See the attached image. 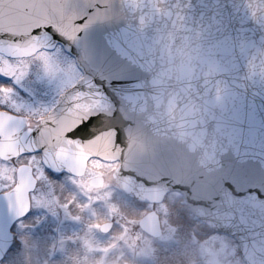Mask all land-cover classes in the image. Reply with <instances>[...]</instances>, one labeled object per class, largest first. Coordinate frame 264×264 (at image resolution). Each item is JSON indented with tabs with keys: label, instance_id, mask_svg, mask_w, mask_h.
Segmentation results:
<instances>
[{
	"label": "water",
	"instance_id": "obj_1",
	"mask_svg": "<svg viewBox=\"0 0 264 264\" xmlns=\"http://www.w3.org/2000/svg\"><path fill=\"white\" fill-rule=\"evenodd\" d=\"M28 4L43 10L22 15L19 6ZM94 7L101 10L88 18L81 67L87 71L93 57L102 64L110 55L106 40H113L119 26V38L134 53L121 49V55L128 57L136 81L123 90L129 94L122 96L116 118L109 106L101 126L90 130L97 134L90 143L73 144L65 133L95 101L77 104L55 128L46 127L39 141L48 147L43 163L57 169L52 173L79 177L91 158L119 162L114 176L132 200L159 203L178 192L201 222L237 241L246 264H264V0H0V19L13 20L25 36L52 24L74 37L75 22ZM59 104L67 107L64 95ZM52 118L51 112L44 120ZM7 120L0 119L4 159L16 154ZM112 127L124 135L116 148ZM36 184L31 167L18 168L14 203L0 195L3 259L13 242L4 226L28 210ZM90 185L102 187V178ZM112 226L105 223L100 231ZM139 226L151 237L162 234L155 212Z\"/></svg>",
	"mask_w": 264,
	"mask_h": 264
},
{
	"label": "rangeland",
	"instance_id": "obj_2",
	"mask_svg": "<svg viewBox=\"0 0 264 264\" xmlns=\"http://www.w3.org/2000/svg\"><path fill=\"white\" fill-rule=\"evenodd\" d=\"M53 60L59 75L50 81L43 74L44 93L38 96V89H33L34 95L25 98L29 105L35 100L46 107L54 104L58 93L79 77L72 62L59 52L53 53ZM37 71H42L39 64L31 70L38 75L34 81L39 80ZM29 165L38 181L31 193L32 213L20 228L14 227L20 243L0 264H240L230 240L202 238L207 230L176 194L155 205L162 236L153 239L139 227L146 210L117 191L112 176L115 166L104 167V184L96 190L88 184L93 169L81 178L65 176L56 182L44 174L38 159ZM16 171L0 163V177L11 181ZM4 190L0 183V192ZM105 223L114 224L107 235L100 231Z\"/></svg>",
	"mask_w": 264,
	"mask_h": 264
},
{
	"label": "snow or ice",
	"instance_id": "obj_3",
	"mask_svg": "<svg viewBox=\"0 0 264 264\" xmlns=\"http://www.w3.org/2000/svg\"><path fill=\"white\" fill-rule=\"evenodd\" d=\"M19 10H22V15L30 16L39 13L43 8L28 4L20 5ZM99 10L101 9L91 8L86 16L79 17L74 25L76 28L74 37L64 35L52 24H41L25 36L17 30L13 20L0 19V77L11 81L12 85L24 88L27 97L34 95L32 90L26 88L25 85L31 77V70L35 64L42 67L44 76L50 81L55 80L59 75L56 62L53 60V50H58L61 56L71 61L76 71L87 81V83L83 81L73 82L70 87L66 88L64 97L67 107L58 103L55 108L51 109L53 118L46 119L43 123L38 121L35 126H32L31 123L28 125L23 123L21 114L26 107L31 109L27 100L19 95L15 87L0 85V119L5 116L8 118L6 134L14 142L16 150V154L13 155L10 152L7 159L0 157V162L6 167L13 169L27 168L29 163L38 159V154L39 158L43 160L45 153L48 152V147L45 144H40L39 141L45 128H55L57 122L68 109L74 108L77 104L96 102V106L91 107L88 113L81 116L79 123L65 133V139L73 144L90 143L96 139L97 134L92 133L90 130L101 126L109 106L113 109L112 118H116L119 114L117 108L121 104L122 96L129 94L123 90L131 89V83L136 81L135 74L130 71L133 66L128 57L121 55V49L127 51L129 56L134 53L128 47L127 42L119 38V26H115V31L112 33L113 40L111 42L106 40L110 55L104 57L102 64L97 65L95 57L89 62L87 71L80 64L82 56L85 55V49L82 48L80 42L88 37V18L94 16ZM29 48H35V51L30 56L23 55L22 53ZM125 65H128V69H125ZM104 82L107 84L106 87ZM122 82H127L129 86H118ZM31 111L39 112V110ZM48 111V109L43 110L45 115ZM108 131L114 133L113 147H119L124 141L122 130L119 127H112ZM21 132H23V135H21ZM99 134L102 135L103 133ZM3 141H5V133H0V142ZM25 145L31 146L23 150ZM20 160H23L24 163L17 165L15 162ZM44 168H49V165L45 163ZM51 171L55 172L57 169L53 168ZM44 174L48 175V172L45 171ZM16 182L15 172H13L11 181L0 177V183H3L4 187L8 189L4 191V197L10 202V205L14 203L13 193ZM260 195L264 196V193H260ZM31 212L32 208L29 207L23 213V216H18L5 225L4 230L7 234L12 236L13 226L20 228L31 215ZM11 250L12 242L10 241L5 252ZM0 259H3V257H0Z\"/></svg>",
	"mask_w": 264,
	"mask_h": 264
},
{
	"label": "flooded vegetation",
	"instance_id": "obj_4",
	"mask_svg": "<svg viewBox=\"0 0 264 264\" xmlns=\"http://www.w3.org/2000/svg\"><path fill=\"white\" fill-rule=\"evenodd\" d=\"M55 52H59L58 50H55ZM54 52V53H55ZM60 54V53H59ZM63 57V56H62ZM75 68V67H74ZM76 70V69H75ZM38 72V71H37ZM39 74H40V76H39V80H35L34 81V79H35V77H36V79H37V77H38V75L37 76H35L34 75V73H32L31 72V77H32V82H27V84L25 85V87L26 88H29V89H31V90H33V89H38V91H37V95L39 96V95H43V93H44V83H43V73H42V71L41 72H38ZM81 76H79L78 78H76L73 82H77L78 81V79L80 78ZM0 85H5V86H12V87H15L16 88V90H17V92L19 93V95L21 96V97H24V98H26V96H27V93L25 92V90H24V88H22V87H19V86H15V85H12V82L11 81H8V80H6L5 78H3V77H0ZM71 86V84L69 85V86H67V87H65L61 92H59L58 93V95L56 96V98H55V102H54V104H52V105H50V106H48V107H46L44 104H43V102L42 101H37V100H35L30 106H31V109H28L27 107L25 108V110L23 111V113L21 114L22 115V119H23V122H24V124L25 125H28L29 123H31V125L32 126H35L36 124H37V122L39 121V122H41L42 121V119L51 111V109H53L55 106H56V104L58 103V99H59V97L64 93V91H65V89L66 88H68V87H70ZM33 92V91H32ZM31 98V96H28V98ZM45 101H48L47 99H45ZM29 105V104H28ZM44 109H48L49 111H48V113L45 115L44 114V112H43V110ZM31 110H39V112H32ZM112 166H115V169H116V167H117V164H107V163H104V162H101V161H98V160H91L90 162H89V164H88V168H87V170H94L95 171V173H94V175L92 176V178H95V177H103L104 178V180H105V177H104V167H112ZM114 169V170H115ZM86 170V171H87ZM33 174H34V170H33ZM114 174V173H113ZM113 174H112V176H113ZM64 176H66V175H62V176H59V177H64ZM92 178H90V179H92ZM114 178V177H113ZM89 179V180H90ZM115 184H116V182H115ZM91 188V187H90ZM91 189H93V188H91ZM8 190V189H7ZM96 190H98V189H96ZM4 191H6V190H4ZM4 191H1L0 192V194H4ZM117 191H118V188H117ZM142 206V209H145L146 210V212H145V214L148 212V211H151L152 209H155L153 206H151V205H141ZM14 227L15 226H13V232H14V234H15V240L17 239V237H16V231L14 230ZM192 227V226H191ZM204 229H206L207 231L204 233V235H201L202 236V238L203 239H205V238H210V237H223V238H225V239H228V240H230L231 242H232V244H233V246L235 247V250H236V255L234 256L238 261H239V263L240 264H244L242 261H241V259H240V257H239V255H238V249H237V245L235 244V242L232 240V239H230V238H227V237H224V236H221V235H218V234H215V233H213L209 228H207V227H204V226H202Z\"/></svg>",
	"mask_w": 264,
	"mask_h": 264
}]
</instances>
